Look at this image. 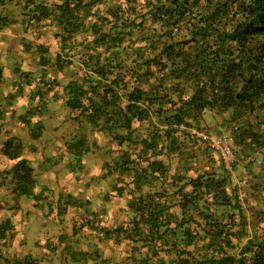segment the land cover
<instances>
[{
    "label": "trees",
    "instance_id": "obj_1",
    "mask_svg": "<svg viewBox=\"0 0 264 264\" xmlns=\"http://www.w3.org/2000/svg\"><path fill=\"white\" fill-rule=\"evenodd\" d=\"M105 1L24 0L21 6L24 27L49 19L59 28L55 69L76 67L61 86L63 104L77 111L92 133H113L121 145L131 142L134 121H158L140 140V161L124 151L104 166L105 178L112 171L131 172L132 189L126 226L102 228L103 238L127 241L132 264H264V227L251 231L243 200L208 149L201 155L209 167L194 177L187 176L192 153L183 173L171 177L163 160L181 156L185 130H202L206 110L223 115L221 126L236 123L239 148L264 153V0H110L109 8L99 10ZM87 15L95 20L86 22ZM0 24L7 26L5 16ZM88 34L94 37L91 43H76L79 48L70 54L73 41ZM133 35H140L144 45L125 54L122 43ZM44 70L32 79L40 83L37 78H44L42 85L50 91L59 82L46 80ZM185 90L189 94L182 100ZM82 142L83 137L70 147ZM20 149L13 138L4 142L3 154L17 159L11 168L14 191L40 199L43 188L33 192L36 180L27 161L18 159ZM146 187L153 189L146 192ZM112 190L124 189L113 184ZM12 231L9 219L0 222V240Z\"/></svg>",
    "mask_w": 264,
    "mask_h": 264
},
{
    "label": "rangeland",
    "instance_id": "obj_2",
    "mask_svg": "<svg viewBox=\"0 0 264 264\" xmlns=\"http://www.w3.org/2000/svg\"><path fill=\"white\" fill-rule=\"evenodd\" d=\"M35 1L38 2L40 0ZM47 1L58 2L59 0ZM109 1L106 0V4L100 5L98 7L99 10L103 9L105 11L109 8L107 4ZM23 4L24 0H4V6L0 7V16H5L6 25H21V22L26 19L21 8ZM101 13L103 16V12ZM93 20L95 19L87 15L86 22ZM3 26L5 25L0 24V28ZM21 26L24 36L20 37L21 40L17 38L14 45L10 46V49H30L32 47L31 44L35 42L34 38L37 36L42 47L40 51L44 52V58L49 62L45 66L44 71L46 73L44 76L46 80L54 78L56 82H59V85L55 84L54 88L52 87V92H58L59 96L57 98L61 99L63 97L61 86L72 77L70 73L74 72L76 67L71 66L60 72L55 69L53 64L54 55L58 50L60 51L61 46L54 37V33H59V28L50 24L49 19H44L38 23H30L27 27ZM26 35H28L29 39ZM139 36L133 35L130 39L127 38V41L124 40L122 47L125 54L131 48L134 49L137 46L144 45L142 41L140 42ZM93 39L94 37L89 34L79 35L73 41L74 44H71L72 50L70 54L79 48L76 43L82 42L88 46ZM126 48L129 49L126 50ZM101 51L102 48L96 50L98 53ZM77 61H75V64H77ZM81 70L84 72L83 69ZM149 84L152 86L156 82L150 80ZM19 88L21 86H18L16 91ZM188 94L189 90H185L182 100H185ZM54 112L59 115L57 117H62L65 121L69 120L70 128L68 132H60L57 135L45 133L44 136L48 142L54 139V144L51 146H48V144L44 145L45 152H48L47 158L55 160L54 165L58 168L57 172H63L67 176H74L72 173H77L82 182H86V187L81 189L82 191H74L75 193L73 194L68 193L67 190L60 187L63 182H59L58 179V181L54 182L55 184L50 183L44 186L40 199H34L32 196H23L14 191L15 179L11 170L14 164L3 154L4 134L3 130L0 129V222L7 218L13 224V231L8 234V238L11 239L15 235L14 232H16L15 230L18 226L23 225L31 213L35 211L44 217L47 233L60 237V240L55 242L63 246L62 253L66 251V255L71 257L75 263L132 264L128 258L130 245L127 244V241L123 240L118 243L114 240L105 239L103 238L102 230V228L112 229L120 225L126 226L130 219L126 203L130 198L128 190L132 189L130 182L131 172L112 171V174L105 178L103 175L104 166L106 164L111 166L124 151L128 152L132 159L140 161L141 159L137 158L138 154H143L140 140L148 137L150 128L157 126L158 121L156 118L143 122L134 121L131 125L133 128L131 142H124L120 145L118 141L113 139V133L102 132V135L99 132L92 133L90 127L84 122L83 117L78 115L77 111L72 113L59 101ZM14 115L12 113V117ZM23 116V120H26L27 114L25 113ZM76 116L77 119L75 120L74 117ZM223 118L222 114L218 116L214 115L212 111L206 110L203 112L202 130L191 128V132L188 133V129H184L187 133L184 135L181 156L171 155L168 161V157L163 160L167 162V175L171 177L176 172L178 174L183 173L182 168L186 164L185 158L192 153L195 157L188 159L189 170L187 171V176L194 177L197 173L209 167L207 161L209 159L204 154L201 155L204 149H208L211 156L210 160H215L216 167L221 165L227 174L230 189L239 194L243 200L246 216L252 231L258 227H264V153L258 149L239 148L234 137L237 127L236 123L233 122L230 126H221L220 122ZM76 124L79 126L78 128L75 127ZM260 128L264 129V126ZM116 132L123 133L119 129ZM193 135L194 137H192ZM82 137L83 142L81 145L72 149L70 146ZM217 139L222 141L223 146L225 144L232 148L233 162L231 164L223 162L220 150L214 145V140ZM72 153H77L78 155L74 156ZM150 154L151 151L146 154V157L149 158ZM163 154H159V157H156L162 159L160 156ZM142 166H146L145 161L142 162ZM51 168L50 163L48 165L43 164L38 167L37 171H47ZM33 177L36 180L33 192L38 193L39 180L36 175H33ZM170 181L171 179L167 180V182ZM113 184L121 186L124 190L121 193L113 191ZM158 185L160 184L157 181L155 190H159ZM152 189L146 187L144 191H152ZM257 234L260 235L261 232L258 231Z\"/></svg>",
    "mask_w": 264,
    "mask_h": 264
},
{
    "label": "crops",
    "instance_id": "obj_3",
    "mask_svg": "<svg viewBox=\"0 0 264 264\" xmlns=\"http://www.w3.org/2000/svg\"><path fill=\"white\" fill-rule=\"evenodd\" d=\"M21 36L24 34L20 24L0 28V129L4 134L3 142L13 138L21 144L18 159H25L32 168L33 175L39 180L38 191L58 179L63 182L60 187L68 193L82 191L86 182H82L77 173L67 176L57 172L55 160L47 158L48 152H45L44 145L51 146L54 139L48 142L45 133L57 135L68 132L70 121L57 117L59 115L54 112L57 102L63 103L62 98H57L58 92L46 91V85H42L44 78H37L40 83L32 79L33 76H41L46 66L44 54L36 50L40 43L38 37L34 38L30 49H10ZM17 85L21 86L18 91ZM12 113L15 114L13 117ZM25 113L27 118L23 120ZM75 127L79 126L76 124ZM11 161L15 164L17 159ZM49 163L51 169L37 171L40 165ZM44 224V217L34 211L23 225L18 226L11 239L6 237L0 240V264H18V261L24 260L35 264H78L66 255V251L62 253L63 246L55 242L60 237L48 234Z\"/></svg>",
    "mask_w": 264,
    "mask_h": 264
},
{
    "label": "built area",
    "instance_id": "obj_4",
    "mask_svg": "<svg viewBox=\"0 0 264 264\" xmlns=\"http://www.w3.org/2000/svg\"><path fill=\"white\" fill-rule=\"evenodd\" d=\"M214 145L220 150L221 158L225 164H231L233 162V150L229 146H226L220 139L214 140Z\"/></svg>",
    "mask_w": 264,
    "mask_h": 264
}]
</instances>
